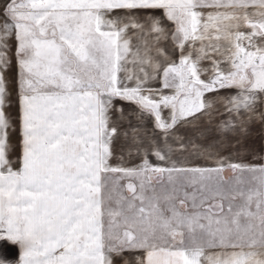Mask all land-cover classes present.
<instances>
[{
	"label": "snow or ice",
	"instance_id": "obj_1",
	"mask_svg": "<svg viewBox=\"0 0 264 264\" xmlns=\"http://www.w3.org/2000/svg\"><path fill=\"white\" fill-rule=\"evenodd\" d=\"M0 264H264V0H0Z\"/></svg>",
	"mask_w": 264,
	"mask_h": 264
}]
</instances>
